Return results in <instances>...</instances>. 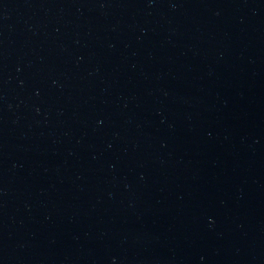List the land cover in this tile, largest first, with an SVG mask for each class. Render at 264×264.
<instances>
[{
  "label": "water",
  "instance_id": "1",
  "mask_svg": "<svg viewBox=\"0 0 264 264\" xmlns=\"http://www.w3.org/2000/svg\"><path fill=\"white\" fill-rule=\"evenodd\" d=\"M0 264H264V0H0Z\"/></svg>",
  "mask_w": 264,
  "mask_h": 264
}]
</instances>
